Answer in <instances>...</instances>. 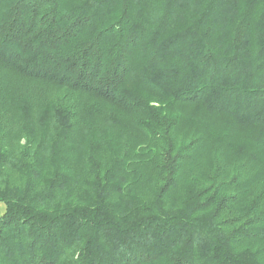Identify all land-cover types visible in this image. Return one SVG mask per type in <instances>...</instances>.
<instances>
[{
    "label": "trees",
    "instance_id": "16d2710c",
    "mask_svg": "<svg viewBox=\"0 0 264 264\" xmlns=\"http://www.w3.org/2000/svg\"><path fill=\"white\" fill-rule=\"evenodd\" d=\"M0 264H264V0H0Z\"/></svg>",
    "mask_w": 264,
    "mask_h": 264
},
{
    "label": "rangeland",
    "instance_id": "374dc122",
    "mask_svg": "<svg viewBox=\"0 0 264 264\" xmlns=\"http://www.w3.org/2000/svg\"><path fill=\"white\" fill-rule=\"evenodd\" d=\"M0 204H2V203H0Z\"/></svg>",
    "mask_w": 264,
    "mask_h": 264
}]
</instances>
